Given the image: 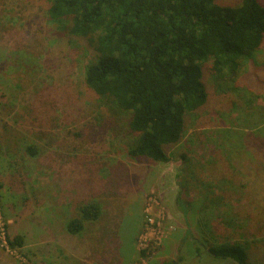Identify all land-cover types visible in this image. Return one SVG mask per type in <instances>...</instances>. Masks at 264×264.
Masks as SVG:
<instances>
[{
	"label": "rangeland",
	"instance_id": "obj_1",
	"mask_svg": "<svg viewBox=\"0 0 264 264\" xmlns=\"http://www.w3.org/2000/svg\"><path fill=\"white\" fill-rule=\"evenodd\" d=\"M55 32L46 3L0 0V264H161L188 230L207 247L246 243L264 264V77L208 78L172 161L133 159L130 115L89 90V52ZM251 67L264 71V45ZM92 202L100 218L69 231Z\"/></svg>",
	"mask_w": 264,
	"mask_h": 264
},
{
	"label": "trees",
	"instance_id": "obj_2",
	"mask_svg": "<svg viewBox=\"0 0 264 264\" xmlns=\"http://www.w3.org/2000/svg\"><path fill=\"white\" fill-rule=\"evenodd\" d=\"M24 1L46 3L56 40L61 42L64 34L69 44L74 39L89 52L85 84L130 115L134 141L128 155L133 159L172 161L171 152L185 138L189 119L207 109L208 78H241V83L250 84L264 77V71L254 67L243 74L244 65L264 45V0L235 5H223L222 0ZM101 211L95 202L83 206L80 219L70 222L68 230L97 221ZM6 243L12 250L25 245L22 236H7ZM188 252L198 259L196 264H261L253 260L246 243L207 247L191 230L182 240L178 260L161 264H182Z\"/></svg>",
	"mask_w": 264,
	"mask_h": 264
}]
</instances>
